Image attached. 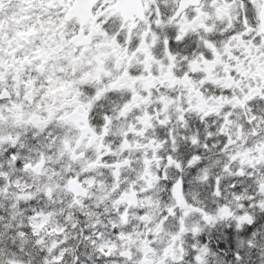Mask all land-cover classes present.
<instances>
[{"label":"clouds","instance_id":"1","mask_svg":"<svg viewBox=\"0 0 264 264\" xmlns=\"http://www.w3.org/2000/svg\"><path fill=\"white\" fill-rule=\"evenodd\" d=\"M0 264H264V0H0Z\"/></svg>","mask_w":264,"mask_h":264}]
</instances>
